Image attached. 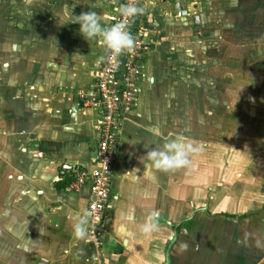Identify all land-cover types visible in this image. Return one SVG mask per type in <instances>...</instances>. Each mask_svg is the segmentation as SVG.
<instances>
[{
	"label": "crops",
	"instance_id": "crops-1",
	"mask_svg": "<svg viewBox=\"0 0 264 264\" xmlns=\"http://www.w3.org/2000/svg\"><path fill=\"white\" fill-rule=\"evenodd\" d=\"M119 2L0 0V264H264V131L248 126L264 110H251L247 127L236 93L227 117L216 112L224 89L264 90L235 76L245 65L264 74V0L143 1V76L108 206L86 239L74 236L89 190L69 188L70 172L92 167L97 135L96 111L76 91L102 47L68 13L107 23ZM247 102L264 107V95ZM177 135L204 145L191 166L146 167L140 158ZM152 212L159 226L146 235Z\"/></svg>",
	"mask_w": 264,
	"mask_h": 264
},
{
	"label": "built area",
	"instance_id": "built-area-1",
	"mask_svg": "<svg viewBox=\"0 0 264 264\" xmlns=\"http://www.w3.org/2000/svg\"><path fill=\"white\" fill-rule=\"evenodd\" d=\"M144 0H135L142 5ZM130 0H120L105 26L119 22L118 9ZM141 15L129 22L132 35L136 40V50L119 57L111 55L102 47L103 61H99L93 71L87 88L76 91L77 98L96 111L97 131L93 146L92 167L73 169L68 182L69 188L87 184L89 199L86 209L91 212L90 224L96 225L102 218L109 202L113 163L120 128L124 115L132 111L140 92L139 81L143 76L145 35L136 22ZM66 170V169H64ZM96 229V228H94Z\"/></svg>",
	"mask_w": 264,
	"mask_h": 264
},
{
	"label": "clouds",
	"instance_id": "clouds-1",
	"mask_svg": "<svg viewBox=\"0 0 264 264\" xmlns=\"http://www.w3.org/2000/svg\"><path fill=\"white\" fill-rule=\"evenodd\" d=\"M239 0H232V6L237 7ZM66 8H70L65 5ZM147 8L130 0L118 9L121 19L111 26H105L100 15L95 11L82 12L76 16L71 11L68 13L70 23L80 25V33L87 39L97 40L113 56L119 57L123 54H131L136 50V40L132 35L129 22L135 17L145 14ZM103 61L104 57H100ZM148 148V145H145ZM204 145L191 142L183 135H177L174 138L166 140L163 145H156V148L147 152L142 161H147L149 165L156 170L169 172L188 168L191 166V157L193 154L202 152ZM91 212L87 209L83 214L77 213L74 217L73 234L77 239H86L88 236V224L90 222ZM158 212H152L141 226V232L148 235L158 229Z\"/></svg>",
	"mask_w": 264,
	"mask_h": 264
},
{
	"label": "rangeland",
	"instance_id": "rangeland-1",
	"mask_svg": "<svg viewBox=\"0 0 264 264\" xmlns=\"http://www.w3.org/2000/svg\"><path fill=\"white\" fill-rule=\"evenodd\" d=\"M244 71H245L244 75H235V76H237L242 81L249 80V81H252V82H255V83L259 82V83L264 84V74H261V76H259V75L254 74L252 69L247 71L246 65L244 66ZM223 80L225 81L224 75H223ZM229 92H232V91L224 89L223 95H222V103H221L222 108H218L216 110V112L218 114H220V112H221L222 117H227L230 114L231 110L236 108L235 105L234 106H230L231 98L234 99L233 97H234V95L236 93H239L238 97H240V98L243 97L244 103L247 104V105L246 104L242 105L240 103L239 112H238V115H237L242 120H243V118H245L246 121L244 123H245L246 126L248 125L247 118L251 114V112H250L251 110H254V109L255 110H257V109L264 110V107L262 105H260V104H254L253 103V104L249 105L248 104L249 102H247L249 100V98H253V97L258 96V95H264V90L263 89L250 90V91L242 90V91H235L233 93H229ZM208 108L211 109L209 111L212 112V116L211 117H213L215 115L214 114L215 113L214 108L211 107V106H209ZM249 112H250V114H249ZM233 113L236 114L235 112H233ZM263 118H262V120H264ZM255 125H254V123H252L250 121V125H248V126H252V130H253V128H255L254 131H256L258 133L260 132V130L264 131V122L263 121H261L259 123L257 121H255ZM254 131H252V132H254ZM223 145H227L226 140H224Z\"/></svg>",
	"mask_w": 264,
	"mask_h": 264
},
{
	"label": "trees",
	"instance_id": "trees-1",
	"mask_svg": "<svg viewBox=\"0 0 264 264\" xmlns=\"http://www.w3.org/2000/svg\"><path fill=\"white\" fill-rule=\"evenodd\" d=\"M62 173H64V172H62ZM61 180H63V179H62V176H61V178L59 179V181H61ZM63 182H64V181H63Z\"/></svg>",
	"mask_w": 264,
	"mask_h": 264
}]
</instances>
